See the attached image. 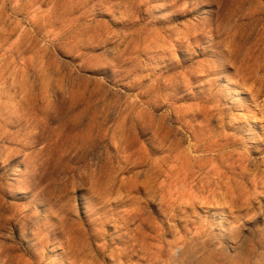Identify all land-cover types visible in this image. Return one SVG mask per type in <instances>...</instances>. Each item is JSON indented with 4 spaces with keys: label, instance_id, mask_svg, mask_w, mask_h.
Here are the masks:
<instances>
[{
    "label": "rangeland",
    "instance_id": "374dc122",
    "mask_svg": "<svg viewBox=\"0 0 264 264\" xmlns=\"http://www.w3.org/2000/svg\"><path fill=\"white\" fill-rule=\"evenodd\" d=\"M0 264H264V0H0Z\"/></svg>",
    "mask_w": 264,
    "mask_h": 264
}]
</instances>
